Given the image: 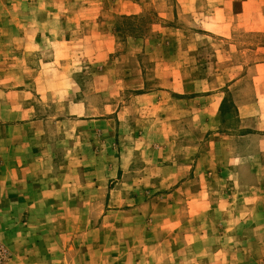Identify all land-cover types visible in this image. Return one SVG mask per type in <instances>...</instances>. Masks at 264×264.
<instances>
[{
    "label": "rangeland",
    "instance_id": "1",
    "mask_svg": "<svg viewBox=\"0 0 264 264\" xmlns=\"http://www.w3.org/2000/svg\"><path fill=\"white\" fill-rule=\"evenodd\" d=\"M30 81L66 166L50 179L82 181L45 209L68 242L130 245L121 264H264V0H0V164L30 130L11 123ZM156 230L166 247L142 261Z\"/></svg>",
    "mask_w": 264,
    "mask_h": 264
},
{
    "label": "crops",
    "instance_id": "2",
    "mask_svg": "<svg viewBox=\"0 0 264 264\" xmlns=\"http://www.w3.org/2000/svg\"><path fill=\"white\" fill-rule=\"evenodd\" d=\"M38 41V38L34 39V43ZM34 72L35 70L30 69V75ZM29 90L30 119L14 120L11 123L16 127L30 128V130L9 137L12 142L17 143L18 148H11L7 153L9 155L7 159H10V162L0 164V179L6 180L2 182L4 184L0 183V240L12 253L10 264H104L102 262L106 254L111 261L110 264H121V259H130L132 255L130 245L123 246L122 250L114 251L112 244L110 246L108 243H99L97 237L91 238L92 243L88 242V239L86 241L70 239L68 242L67 235L71 232H66L64 214L45 210L48 209L46 205L67 202L66 188L73 185L77 189L82 181L77 183V181H63L61 178L50 179L51 172H64L66 166H63L65 163L54 160L52 157L51 144L47 143V139L50 140V138L44 130L48 118L44 115H36L37 96L32 82L30 81V89L27 86H21L13 93H26ZM15 97H12V102L15 101L17 104L14 109L17 116L19 108L23 106L19 105ZM238 110L241 118H248L254 114L262 115L261 111L257 113L249 111L245 104L238 105ZM7 115L12 116L11 113ZM23 140L30 141L27 143L29 148L25 161L19 158V151L24 145V143L19 144V141ZM20 145L21 148H19ZM5 160L6 158L3 161ZM44 172H48V175L44 176ZM3 173H7L8 176H4ZM202 184L203 187L208 186V182ZM68 199L73 203L79 202L76 195ZM21 220L23 222H20ZM146 232L148 236L154 237L155 241L143 244L147 254L141 255V259L142 261L155 260L156 253L166 247L163 244L164 236L157 230L154 233ZM203 264L209 263L204 261Z\"/></svg>",
    "mask_w": 264,
    "mask_h": 264
}]
</instances>
